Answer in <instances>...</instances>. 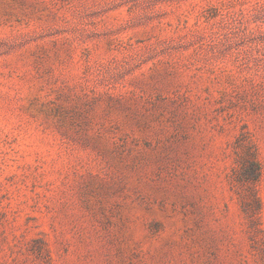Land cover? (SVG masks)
Returning a JSON list of instances; mask_svg holds the SVG:
<instances>
[{
  "label": "rangeland",
  "instance_id": "obj_1",
  "mask_svg": "<svg viewBox=\"0 0 264 264\" xmlns=\"http://www.w3.org/2000/svg\"><path fill=\"white\" fill-rule=\"evenodd\" d=\"M0 264H264V0H0Z\"/></svg>",
  "mask_w": 264,
  "mask_h": 264
}]
</instances>
